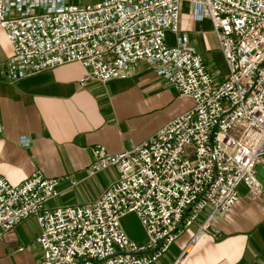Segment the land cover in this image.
<instances>
[{
	"label": "built area",
	"instance_id": "1",
	"mask_svg": "<svg viewBox=\"0 0 264 264\" xmlns=\"http://www.w3.org/2000/svg\"><path fill=\"white\" fill-rule=\"evenodd\" d=\"M183 3L209 18L227 73L216 81L203 56L179 32ZM0 26L13 46L9 63L24 74L78 62L82 82L127 78L141 61L193 104L128 149H91L87 175L109 167L114 179L92 201L49 207L59 186L78 180L34 171L19 183L0 175V237L34 215L40 264H154L200 214L187 249L239 198L261 200L264 166V0H0ZM134 212L147 236L131 240L121 220ZM85 260V261H82ZM177 258L172 264H179Z\"/></svg>",
	"mask_w": 264,
	"mask_h": 264
},
{
	"label": "crops",
	"instance_id": "2",
	"mask_svg": "<svg viewBox=\"0 0 264 264\" xmlns=\"http://www.w3.org/2000/svg\"><path fill=\"white\" fill-rule=\"evenodd\" d=\"M165 38L169 46L186 41L203 56L216 81L225 77L227 67L212 23L209 18L197 20L191 4L181 6L179 32L168 30ZM12 54L13 46L0 26V175L19 183L40 170L49 177L70 175L78 180L75 186L63 182L56 199L64 195V200H79L75 187L90 194L89 201L97 198L118 177V170L109 167L88 176L94 146L103 145L110 152L128 149L193 104L192 98L181 96L157 77L145 61L127 78L83 83L87 69L78 62L24 74L9 63ZM210 56L217 61L215 72ZM257 176L263 187L261 200L249 199L247 187L240 185L236 203L212 222L217 233L210 230L185 249L205 220L204 212L154 264H172L177 258L179 264H264L263 165L257 166ZM70 202L50 201L49 206L83 204ZM142 230L132 236L125 232L131 240L144 244L147 236ZM40 233L34 215L18 223L0 237V264H40Z\"/></svg>",
	"mask_w": 264,
	"mask_h": 264
},
{
	"label": "rangeland",
	"instance_id": "3",
	"mask_svg": "<svg viewBox=\"0 0 264 264\" xmlns=\"http://www.w3.org/2000/svg\"><path fill=\"white\" fill-rule=\"evenodd\" d=\"M96 1H98V0H69V2H71V3H76V4H88V3H95ZM170 31V30H169ZM172 38V37H171ZM204 55V54H203ZM211 57V56H210ZM211 59H212V57H211ZM210 65H211V67H212V71L213 72H215L216 71V66H217V61L215 60V59H212V61L210 60ZM75 190H76V192H77V195H78V199L79 200H77L76 198H75V200H74V197H68L67 198V200H64L65 198H64V195L62 196H60L58 199H52L51 200V203H54V204H57V202L58 201H72V202H70V203H83V202H85V201H89V199H90V197H91V195L90 194H88V195H84V194H82L80 191H79V189L78 188H74ZM74 190V191H75ZM70 192V191H69ZM72 192V191H71ZM70 192V193H71ZM70 193H68V194H70ZM48 206H49V203H48ZM49 207H53L52 205H50ZM125 217V216H124ZM123 226H124V228H125V231L128 233V234H130L131 236L133 235V234H136V233H142V225L140 224V221H139V219H138V217H137V215L134 213V212H131V213H128L127 215H126V217L124 218V221H123ZM140 238L139 239H141V237L142 236H139Z\"/></svg>",
	"mask_w": 264,
	"mask_h": 264
},
{
	"label": "water",
	"instance_id": "4",
	"mask_svg": "<svg viewBox=\"0 0 264 264\" xmlns=\"http://www.w3.org/2000/svg\"><path fill=\"white\" fill-rule=\"evenodd\" d=\"M88 261H90V262H92V263H95V261H94V260H92V259H89Z\"/></svg>",
	"mask_w": 264,
	"mask_h": 264
}]
</instances>
